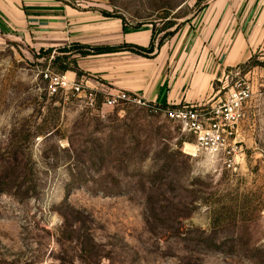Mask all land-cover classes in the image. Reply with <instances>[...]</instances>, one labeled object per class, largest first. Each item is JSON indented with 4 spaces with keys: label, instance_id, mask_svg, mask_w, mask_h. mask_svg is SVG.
I'll return each mask as SVG.
<instances>
[{
    "label": "rangeland",
    "instance_id": "rangeland-1",
    "mask_svg": "<svg viewBox=\"0 0 264 264\" xmlns=\"http://www.w3.org/2000/svg\"><path fill=\"white\" fill-rule=\"evenodd\" d=\"M217 1L84 3L146 24L156 44ZM262 1L242 2L239 20L264 25ZM72 43L0 30V264H264V51L212 83L209 104L235 83L251 90L228 170L194 147L172 106L70 78L88 64ZM46 71L82 90L49 95Z\"/></svg>",
    "mask_w": 264,
    "mask_h": 264
},
{
    "label": "crops",
    "instance_id": "crops-1",
    "mask_svg": "<svg viewBox=\"0 0 264 264\" xmlns=\"http://www.w3.org/2000/svg\"><path fill=\"white\" fill-rule=\"evenodd\" d=\"M228 1L219 0L201 9L159 48L154 44L149 57L126 50L88 55V64L78 61L84 73H71L70 78L82 80L87 74L112 90L159 106L210 101L212 83L220 81L226 69L264 51V25L239 20L238 10L247 0L232 5ZM257 2L249 0L251 9ZM89 4L0 0V30L90 45H149L151 28L146 24L126 27ZM262 4L264 8V0Z\"/></svg>",
    "mask_w": 264,
    "mask_h": 264
},
{
    "label": "built area",
    "instance_id": "built-area-1",
    "mask_svg": "<svg viewBox=\"0 0 264 264\" xmlns=\"http://www.w3.org/2000/svg\"><path fill=\"white\" fill-rule=\"evenodd\" d=\"M76 4L84 0H73ZM233 76L238 75V70L228 71ZM223 77L227 78L228 75ZM44 78L48 81V94L56 95L59 91L82 90V84L71 82L64 74L45 72ZM221 81V80H220ZM251 95L250 87L246 83H235L231 86L223 100L216 104L210 101L187 105L178 104L164 109L167 116L178 122L182 128L190 132L195 139L194 147L212 156H220L225 169L233 170L242 155V147L237 141V125L243 116V109ZM116 97L106 98L107 104H114ZM89 93V102L92 106L94 98Z\"/></svg>",
    "mask_w": 264,
    "mask_h": 264
},
{
    "label": "trees",
    "instance_id": "trees-1",
    "mask_svg": "<svg viewBox=\"0 0 264 264\" xmlns=\"http://www.w3.org/2000/svg\"><path fill=\"white\" fill-rule=\"evenodd\" d=\"M102 14L104 16H108V17H114L113 15H111L110 13L106 12V11H102ZM140 25H136L133 28H138ZM177 27H175L171 32L169 33H164V37H162L161 39L158 40V42L156 43L157 48H159L162 44H163V39L167 36H172L174 35V33L176 32ZM72 46L76 47V52L78 54H80L81 56H88V55H94V54H102V53H108V52H118V51H129V52H133L135 54L144 56V57H149V54L151 52H153L154 49V37H153V32L151 34V39L149 42V45L144 47V46H139V45H132L129 43H122L119 45H90V44H81L78 42H73ZM72 52V51H71ZM253 58V57H252ZM250 58V59H252ZM76 65V64H75ZM75 69H72V71H74L76 73V75H80L82 74L81 71L78 69L77 66H75ZM69 68L67 66H63L61 68V71H66Z\"/></svg>",
    "mask_w": 264,
    "mask_h": 264
}]
</instances>
